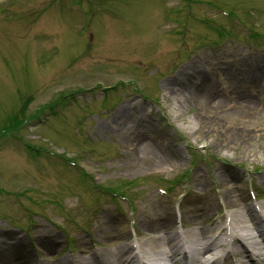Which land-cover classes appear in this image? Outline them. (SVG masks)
Returning a JSON list of instances; mask_svg holds the SVG:
<instances>
[{
	"label": "rangeland",
	"instance_id": "rangeland-1",
	"mask_svg": "<svg viewBox=\"0 0 264 264\" xmlns=\"http://www.w3.org/2000/svg\"><path fill=\"white\" fill-rule=\"evenodd\" d=\"M263 203L264 0H0V258Z\"/></svg>",
	"mask_w": 264,
	"mask_h": 264
},
{
	"label": "bare ground",
	"instance_id": "bare-ground-1",
	"mask_svg": "<svg viewBox=\"0 0 264 264\" xmlns=\"http://www.w3.org/2000/svg\"><path fill=\"white\" fill-rule=\"evenodd\" d=\"M250 80L253 89H256V81L254 78ZM183 100L187 105L194 98L188 97ZM208 100L213 101L214 96H209ZM248 102L253 104L252 101ZM217 108L219 109L220 106ZM256 109L253 105L252 110ZM122 111L118 112L119 118H124ZM145 149L148 148L145 147ZM220 174L223 178L222 171ZM236 198L237 196L230 188H227L225 192L222 191V199L225 201L236 205ZM233 208L226 215L228 220L225 221L224 218L221 223L213 221L210 217L211 209L202 210L197 214L200 220L182 223V227L189 229L188 231H181L174 226L175 215L171 211L160 216L152 215L151 218L140 223V229L139 226H131L137 235V239L134 241L127 235V226L121 225L119 229L114 230V234L118 236L122 232L123 237L112 243L114 248L111 249L107 246L102 248L92 242L91 244L98 245L99 248L90 254L91 246L88 248L80 240V246L77 249H71V255L63 256L56 263L50 264H180L177 258L181 254H184L185 257H189L191 254L196 256V264H204L201 261L202 257L212 258L213 264H225L223 260L233 259L239 255L243 257L245 251H243L241 242H249L254 245L253 235L250 232L255 226L258 225L264 233V203L260 206L252 205L244 210L237 206H233ZM200 210L198 211L200 212ZM168 230H175L174 236L164 237ZM107 231L108 227L104 226L101 228L100 234ZM36 235L39 237L38 246L42 249L41 254H39L40 252L36 254L42 258L40 263L33 259L30 251L23 248V241L16 238L13 242H9L7 239L1 240V253L4 255L0 258V264H49L47 256L53 253L62 254L63 247L59 248V241H56L57 239L52 236L49 228H39ZM177 239L180 243L175 241ZM198 241L201 243V249L197 247ZM85 254H89V256L86 257ZM257 261H260L259 257H253L251 264ZM232 264H242V262L232 261Z\"/></svg>",
	"mask_w": 264,
	"mask_h": 264
}]
</instances>
